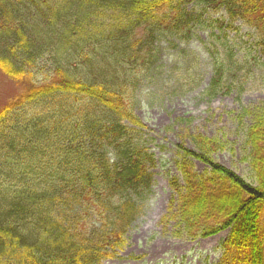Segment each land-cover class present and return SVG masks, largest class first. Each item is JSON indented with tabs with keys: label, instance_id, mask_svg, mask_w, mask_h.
<instances>
[{
	"label": "trees",
	"instance_id": "trees-1",
	"mask_svg": "<svg viewBox=\"0 0 264 264\" xmlns=\"http://www.w3.org/2000/svg\"><path fill=\"white\" fill-rule=\"evenodd\" d=\"M191 1L0 0V72L18 87L0 104V264L118 257L153 184L134 88L157 40L191 31ZM202 2L242 19L264 45V0ZM215 60L208 97L229 93L241 70ZM235 117L250 120L245 160L255 182L215 160L229 141L188 133L194 146L176 145L160 222L185 239L228 229L217 264H264V101Z\"/></svg>",
	"mask_w": 264,
	"mask_h": 264
},
{
	"label": "rangeland",
	"instance_id": "rangeland-1",
	"mask_svg": "<svg viewBox=\"0 0 264 264\" xmlns=\"http://www.w3.org/2000/svg\"><path fill=\"white\" fill-rule=\"evenodd\" d=\"M187 9L193 16L189 34L159 38L148 69L136 82L132 105L143 125L142 142L154 155L150 167L153 184L142 211L128 228L118 257L105 259L102 264H217L220 243L228 229L185 239L164 231L160 222L172 194L168 181L178 174L176 145L182 141L194 146L188 133L200 132L229 141L227 150L213 155L215 160L246 181L255 182L245 160V131L250 120L239 122L235 114L241 106L264 101V45L258 31L242 19L231 20L223 9L203 10L202 0H192ZM57 40L47 41L56 46ZM221 58L233 64V69L241 70L232 73L234 83L229 93L208 97L203 91L215 59ZM40 65L48 67L45 61ZM17 88L15 81L0 72V104ZM194 165L198 171L206 167L198 160Z\"/></svg>",
	"mask_w": 264,
	"mask_h": 264
}]
</instances>
